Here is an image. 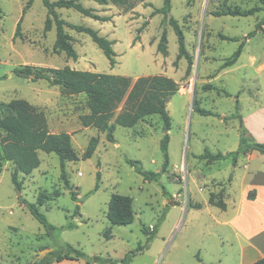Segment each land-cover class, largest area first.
I'll return each mask as SVG.
<instances>
[{
  "label": "rangeland",
  "instance_id": "1",
  "mask_svg": "<svg viewBox=\"0 0 264 264\" xmlns=\"http://www.w3.org/2000/svg\"><path fill=\"white\" fill-rule=\"evenodd\" d=\"M27 1L0 0V117L9 113L10 101L28 100L43 112L51 131L72 133L79 159L67 162L70 188L62 179L56 153L39 151L41 164L31 174L20 175L21 189L12 179L13 162L3 163L0 264H105L96 257L122 260L140 246L143 252L129 264H200V249L207 261L206 242L211 241L209 233L217 228L211 225L213 219L207 210L209 195L215 193L225 199L228 189L239 193L249 171L264 169V155L260 152L252 160L243 154L236 163L232 158L217 162L199 158L206 150L227 153L238 149L241 122L233 116L240 114L243 106L259 101L257 88H264V26L247 40L237 63L221 68L240 43L221 35L245 39L256 29L264 10L249 16H216L211 12L246 10L259 6L258 0H171L169 15L183 28L194 61L189 73L185 57L175 64L179 43L173 26L163 13L153 14L165 0H127L124 5L82 1L86 7L111 17L108 21L96 20L74 8L57 9L61 18L98 29L116 41L118 63L114 67L89 34L68 27L66 31L79 57L74 60L65 52H56V26L44 32L47 7L43 0H34L24 13ZM21 18V34L15 37ZM164 31L168 38L166 56L157 48ZM25 65H69L79 70L126 75L133 81L157 74L175 79L179 91L168 103L172 127L167 170H163L161 140L165 131L160 115L148 116L134 127L117 125L114 140L109 141L106 131L82 125L80 116L89 113L85 94H68L46 79L25 78L16 72ZM197 106L213 114L202 115L195 110ZM0 135L5 132L0 130ZM93 136L99 137V145L92 157L84 159L82 154ZM127 159L136 160L144 171L160 175L154 180L146 179ZM97 183L100 187L95 190ZM72 191L77 193V199H73ZM114 193L133 198L135 218L131 224L113 225L108 219V204ZM40 194L45 197L40 209L57 227L55 230H48L23 203L37 202ZM190 200L206 203L207 208L189 207ZM69 222L76 226L61 228ZM143 226L155 234L150 242ZM106 230H111L110 239ZM69 245L86 256L57 261L60 255H75L68 252Z\"/></svg>",
  "mask_w": 264,
  "mask_h": 264
},
{
  "label": "trees",
  "instance_id": "2",
  "mask_svg": "<svg viewBox=\"0 0 264 264\" xmlns=\"http://www.w3.org/2000/svg\"><path fill=\"white\" fill-rule=\"evenodd\" d=\"M83 0H43L47 7V18L45 20L44 32H49L54 25L57 28V36L54 43V50L58 53L65 52L69 58L77 60L79 55L72 43V36L66 31V28H71L77 32L87 33L93 41L104 51L110 61L112 67L117 63V52L114 49L115 40L109 39L102 35L98 29L90 26H85L77 23H72L64 18H61L58 8H74L82 14L94 18L96 20L108 21L109 16L97 13V9L86 7ZM99 4L107 5L110 3L124 5L127 0H95ZM34 0H28L23 12L26 13L28 8L33 4ZM259 6H253L246 10L241 9H221L211 12L216 16L232 15V16H249L264 10V0H258ZM171 0H165L162 8L155 9L153 14L163 13L165 19L173 26L179 43V53L175 64L182 57H185L188 62L187 73L194 64L193 57L189 53L186 42V37L183 28L179 21L170 16ZM264 14V13H263ZM22 18L18 22L15 37L21 34ZM264 15L256 24V29L245 36V39L221 35L223 39L240 41L238 48L228 58L224 59L221 68H226L237 63L241 57L245 43L248 39L256 34L259 29H263ZM135 44V42L133 43ZM158 51L163 55L168 54V38L167 32L164 31L158 43ZM19 75L38 81L46 79L51 85H59L68 94H85L86 104L89 113L80 116L81 123L84 127H95L107 132L109 141L114 140V131L117 125L124 127H134L139 121L144 120L151 115H160L163 121V130L165 134L161 140V148L165 155L164 171L169 165V131L172 127V118L168 110V103L173 95L179 91V83L172 77L157 74L139 76L133 81L132 77L126 75H116L106 72H96L90 70H79L66 65L61 68H42L33 65H25L17 69ZM123 104L121 110L119 107ZM9 113L0 117V130L5 132V135H0V167L5 161H11L14 164L12 179L16 186L22 188V180L20 175H29L41 164L39 151L47 153H56L60 157L62 179L66 186L70 188L69 178L67 176L66 166L68 161L79 159V155L75 150L72 142V133L67 131L53 132L50 130L47 119L43 112L38 111L35 105L28 100L17 98L8 103ZM202 115H211L212 111L197 106L195 108ZM233 117L240 118V144L237 150L227 153H214L206 150L199 155L201 159L210 161H219L227 158H232L236 163L240 154H249L253 151H258L264 155V142H260L251 138L248 129L245 127L241 115L236 112ZM99 137L93 136L90 139L89 145L82 154V158L87 159L93 156L99 145ZM128 163L134 166L146 179L154 180L160 175V172L144 171L139 163L133 159H127ZM100 178V175H99ZM100 184L97 183L95 190H98ZM73 199H77V193L72 191ZM256 192L250 191L249 197H255ZM209 203L226 207V203L222 198H219L215 193L209 195ZM45 202L44 195L40 194L37 202L23 203L29 208L35 218L45 225L48 230H55L57 227L49 222L47 216L41 211L40 206ZM174 203V202H172ZM188 206L192 208H202L201 202H188ZM79 208V207H78ZM107 217L113 225H128L134 221L135 212L133 209V198L127 195L114 193L108 204ZM75 223L69 222L64 228H74ZM144 232L148 234L149 242L155 237L152 231H149L146 226H143ZM105 235L110 239L113 235L111 230H106ZM144 247L140 246L136 250L130 251L122 260H114L113 258L96 257L105 264H129L139 252H143ZM68 252L71 254L60 255L57 261L63 259H77L85 257V253L71 245ZM198 257V256H197ZM200 261V257H198ZM252 264H264V257L257 259Z\"/></svg>",
  "mask_w": 264,
  "mask_h": 264
},
{
  "label": "crops",
  "instance_id": "3",
  "mask_svg": "<svg viewBox=\"0 0 264 264\" xmlns=\"http://www.w3.org/2000/svg\"><path fill=\"white\" fill-rule=\"evenodd\" d=\"M257 89L259 101L243 106L240 114L251 138L264 142V88ZM256 152L246 157L250 160L257 158ZM242 156L245 155L240 154L238 159ZM185 179L188 180V171L185 172ZM250 191L256 192L255 197H249ZM223 200L225 208L213 205L208 200L207 210L213 219L211 225L218 229L209 233L211 241L206 242L204 254L208 257L207 261L200 249L197 255L202 260L200 264H252L264 257V169L249 171L239 193L228 189ZM202 208H207V204L203 203Z\"/></svg>",
  "mask_w": 264,
  "mask_h": 264
},
{
  "label": "water",
  "instance_id": "4",
  "mask_svg": "<svg viewBox=\"0 0 264 264\" xmlns=\"http://www.w3.org/2000/svg\"><path fill=\"white\" fill-rule=\"evenodd\" d=\"M19 193H20V190H19ZM41 253H44L43 251ZM32 264V263H31Z\"/></svg>",
  "mask_w": 264,
  "mask_h": 264
},
{
  "label": "built area",
  "instance_id": "5",
  "mask_svg": "<svg viewBox=\"0 0 264 264\" xmlns=\"http://www.w3.org/2000/svg\"><path fill=\"white\" fill-rule=\"evenodd\" d=\"M81 174V173H80Z\"/></svg>",
  "mask_w": 264,
  "mask_h": 264
}]
</instances>
